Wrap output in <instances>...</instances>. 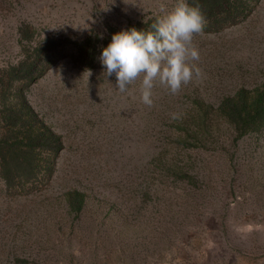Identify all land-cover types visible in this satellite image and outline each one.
Returning a JSON list of instances; mask_svg holds the SVG:
<instances>
[{
    "label": "rangeland",
    "instance_id": "obj_1",
    "mask_svg": "<svg viewBox=\"0 0 264 264\" xmlns=\"http://www.w3.org/2000/svg\"><path fill=\"white\" fill-rule=\"evenodd\" d=\"M161 4L170 11L175 0H0V93L18 90L62 143L57 152L41 149L35 173L26 164L3 169L0 162V264H41L7 254L44 255L47 264H80L91 256L98 264H264V134L245 135L228 154L198 153L208 162L201 169L206 199L201 222L183 242L142 241L132 248V261L115 254L108 262L112 243L121 244L120 219L113 231L90 220L95 223L84 235L70 236V222L59 218L56 198L79 189L102 201L105 212L159 221L164 170L156 156L179 147L173 114L185 113L195 98L217 104L264 77V0H253L246 18L225 26L206 22L194 36L202 75L179 93L157 83L149 107L141 80L119 92L115 74L105 77L100 60L108 46L105 28L158 20ZM22 62L26 69L17 71ZM4 129L0 114V137Z\"/></svg>",
    "mask_w": 264,
    "mask_h": 264
},
{
    "label": "trees",
    "instance_id": "obj_2",
    "mask_svg": "<svg viewBox=\"0 0 264 264\" xmlns=\"http://www.w3.org/2000/svg\"><path fill=\"white\" fill-rule=\"evenodd\" d=\"M252 1L188 0L190 5L199 6L202 13L208 14L206 22L213 26H225L240 18H246L254 7L251 6ZM156 21L153 18L146 21H130L124 28L107 25L104 39L109 44L112 35L131 28L138 31H150ZM26 67L27 62H22L17 71L23 72ZM0 95L3 106L0 114L5 124L0 137L1 166L4 169L10 164L15 166L26 164L25 169L28 167L35 173L42 168L41 149L44 147L53 152L59 151L62 147L60 137L43 127L33 116L18 90L16 95L4 89ZM175 121L179 122L175 130L179 141L178 149L173 148L170 156L160 153L156 156L164 170L160 176L164 193L162 215H159V221L145 220L149 224L147 226L146 222L132 218L126 212L118 216L112 214L110 210L105 212L101 206L102 201L79 189L64 191L60 197L56 198L58 209L60 207L63 214L59 218L64 220L66 217L67 222H70L68 224L70 236H75L80 231L84 235L87 228L95 223H91L90 220H98L99 225L105 224L112 231V225H115L118 219L121 220L119 228L122 229L117 232L121 238V244L112 243L108 262L115 254L122 256L123 261H132L134 256L132 248L143 245L142 241H147V244L151 246L156 245L158 238L183 242L190 238L193 232L195 233V228L201 222L200 209L206 199L203 195L206 183L204 187L201 185L205 174H202L201 169L202 164L208 165V162H205L198 153L205 150L217 152V154H228L227 147L245 135L264 134V77L252 86H241L233 94L224 96L217 104L195 98L192 107L180 114ZM48 162L47 160L46 163ZM226 164L228 166L226 173L229 174L230 165ZM8 172L6 176L10 177L11 168ZM222 175L219 180H216L217 183L222 182ZM176 189H179L181 193H177ZM157 209L159 210V207ZM215 210L213 209V214ZM157 212L159 214V211ZM59 222L62 224V221ZM59 229L62 230L63 227L60 226ZM140 233L144 235H139ZM143 248L147 250L146 245ZM69 254L73 255V253ZM9 257L16 261L18 259L27 262L29 259H37V263H48L44 255L38 254L20 256L7 254L6 258ZM97 261L91 256L89 261L80 264H98Z\"/></svg>",
    "mask_w": 264,
    "mask_h": 264
},
{
    "label": "clouds",
    "instance_id": "obj_3",
    "mask_svg": "<svg viewBox=\"0 0 264 264\" xmlns=\"http://www.w3.org/2000/svg\"><path fill=\"white\" fill-rule=\"evenodd\" d=\"M160 11L163 15L151 26L152 30L131 28L112 35L100 57L105 77L115 74L119 92H127L130 85L141 80V100L149 107L154 103L157 83L175 95L202 75L196 63L199 50L193 43L194 36L201 34L206 25L200 7L190 5L188 0H175L170 11L164 4ZM177 118L173 114V119Z\"/></svg>",
    "mask_w": 264,
    "mask_h": 264
}]
</instances>
